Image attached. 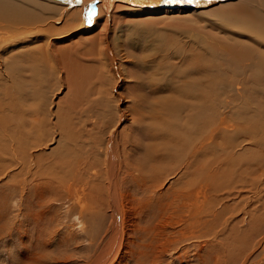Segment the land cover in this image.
<instances>
[{"label":"rangeland","instance_id":"374dc122","mask_svg":"<svg viewBox=\"0 0 264 264\" xmlns=\"http://www.w3.org/2000/svg\"><path fill=\"white\" fill-rule=\"evenodd\" d=\"M260 1L264 3V0H234L216 5L205 18L194 21L156 22L152 32H140L138 35L143 37H135L140 42L134 47L130 30L139 25L130 29L129 19H120L110 42L118 62V72L112 69L115 73L105 65L91 63L92 59L89 61L84 50L74 54L73 51L64 54L49 51L52 54L42 61L21 57L16 58L14 64H8L10 58L19 54L13 51L16 47H27L30 56L37 57L34 53L41 41L24 44L23 39L30 34L18 35L23 26L25 29L32 24L0 23V28L5 26L9 33L20 31L13 37L0 29L6 38L12 36L11 46H2L0 42V74H4L0 75V143L8 150L0 151V264H89L103 239L112 237L109 197L100 194L88 199L85 212L81 214L82 221H79L80 208L70 199L73 193L63 189V181L59 180L63 178V169L56 168L54 162H58L59 154L67 148L65 134L69 130H83L80 136L83 141L71 145L73 151L82 153L77 166L80 178H85V161L95 165L94 174L106 167L105 145L109 134L114 133L122 163H133L142 157L145 146L155 148L160 157L168 155L162 161V174L172 169L162 185V191H166L172 184L177 187L194 178L182 174L179 169L182 163L173 156L177 143L181 151L184 150L186 134L182 124L191 122L187 111L190 109H194L196 116L191 133L188 132L189 142L195 144L211 133L206 158L213 160L212 164L215 161V166L218 162L222 166L216 172L219 173L216 188L210 189L208 198L204 194L199 196L195 205L199 210L205 204V197L209 199V226L200 227L196 222L194 227H188L184 220L175 222L173 227H180L179 233L171 229L166 233L174 234L176 242L171 243L169 236L162 238L161 253L153 264H264V6ZM251 5H258L259 11ZM117 13L129 14L127 11ZM40 22H35L34 26ZM62 26L63 23L55 24L56 28ZM142 39L146 44L143 48ZM17 40L22 41L16 45ZM64 42L58 44V49L70 43ZM30 46L36 47L31 50ZM196 123L202 129H198ZM21 128L26 135L21 134ZM14 133H18L19 138L24 137L29 151L37 155L35 158L47 172L44 178L28 182L26 188L30 190L33 184L38 187L40 181L52 180L53 190L42 193L24 189L28 198L19 193L18 188H22L23 183L20 180L18 184L17 180L29 174L28 169L25 170L27 166L21 168L10 157L15 144ZM150 134L154 139L146 138ZM131 179L120 184L127 199H130L127 192L132 191L128 186L133 185ZM104 185L101 175L80 187L88 195L92 186L102 188ZM55 187L59 189L57 194ZM141 194L144 196V192ZM120 199L125 201L122 195ZM181 210L175 208L174 213L181 214ZM102 220L104 227H99L101 231L96 236L93 233ZM139 240L134 241L142 243ZM92 245L95 249L90 251L88 248ZM135 246L133 242L130 248L138 251ZM127 254V261L134 256V253ZM128 262L134 264L132 260Z\"/></svg>","mask_w":264,"mask_h":264},{"label":"bare ground","instance_id":"6f19581e","mask_svg":"<svg viewBox=\"0 0 264 264\" xmlns=\"http://www.w3.org/2000/svg\"><path fill=\"white\" fill-rule=\"evenodd\" d=\"M231 1H234V0H201V3H199V4L193 3V4H181V5H166V4L159 3L158 0H136V2L131 3V4L129 3V0H0V23L3 21H5V22L12 21L13 23H15V22L22 23V24L27 23L26 25L32 24L33 25L32 27H28L25 29L23 26V28H22L23 30H21V32L19 31L20 34H18V35H22L25 33L30 34V36H27L23 39L24 44L36 42L37 39H40L39 41H41L40 45L36 48L37 52L34 51L35 52L34 54H37L36 55L37 57H33V55L30 56L31 52L29 51L30 49L28 50L27 47H22V49L16 47L15 50H13V51H15L14 53H19V54L16 57L10 58L8 60V64H14L13 61H15L16 58H21V57L22 58H35V60L38 59L39 61H42L45 56H47L48 54H52V53L55 54L57 51H59L63 54L65 52L67 53V51H71V52L73 51V54H74L75 52L78 53V51L81 53V50H84V52L87 53L88 56L90 57L89 61H91V59H92L91 63L93 62L94 64H98V66L102 65V67H104V65H105V67H108L110 70L113 69L114 71L115 70L117 71V63L118 62L116 61L115 56L112 53V49L110 47V42L113 39V36L115 35L114 33L116 32V26H117V23H119L120 19L121 20L123 18H124V20L129 19L128 21H129V24L131 25L130 29L135 25H139L138 27L134 28L133 30H130V37L132 39L131 45L134 47V45L135 46L139 45L140 41H138L137 38L140 36H141V38L143 37V35H138V34L140 32L142 34H148L150 31L152 32L153 27H154L153 24H155L156 22L160 23L162 21L168 22V21H172V20L173 21H191V20L194 21L196 19H201L203 16L205 18V15L208 14L214 6L224 5L227 2H231ZM247 1L248 0H246V2ZM95 3H97V5ZM260 3H262V2L260 1ZM261 5L264 6V3H262ZM251 6H253L252 8H254V7L257 8L259 11L258 5L257 6L251 5ZM90 8L95 9L96 15L93 17L92 23L88 24L86 22V16H87V13H88ZM119 11H127L131 15H129L128 13H127L128 15H122V14L118 15L117 12H119ZM127 16H129V17L125 18ZM46 19H48V21ZM40 20H42V21L40 22ZM133 20H137V21H133ZM37 21L40 23L38 26L35 27L34 25H35V22H37ZM12 22H11V24H12ZM56 23H63V26L61 28H59V27L56 28L55 27ZM162 24H164V23H161V25ZM188 24H186V25H188ZM127 25L128 24H126V26ZM6 26H8V25H6ZM12 28L15 29L16 27L12 26ZM155 28H157V26H155ZM160 28H159V30H160ZM176 28H178V27H176ZM2 30H4L7 34H12L13 37L18 36L16 34L19 33V32L14 33L12 29H11L12 33H9V30L7 28L5 29V26H3ZM4 31H2V32H4ZM14 31H16V30H14ZM128 33H129V30H128ZM164 33H165V31H164ZM151 35H152V33H151ZM12 36L6 38V35L0 32V42H1L2 46H5V45L11 46L10 45V39L12 38ZM148 36H150V35H148ZM116 37H119V34L116 33ZM135 37H137V38H135ZM52 38H53V40H50ZM21 41L22 40H17L16 45L18 43H20ZM58 41H60V42L69 41L70 43L65 48L58 49V48H60V47H58V44L60 43V42L58 43ZM142 41H143V39H142ZM112 43H113V41H112ZM145 45L146 44L143 41V44L141 47L143 48V47H145ZM49 46H50V49H49ZM35 47L36 46H30L31 50ZM49 51L50 52L52 51V53H50ZM39 53H41V54H39ZM57 55L58 54H56V56ZM64 57H66V56H64ZM5 60H7V59L5 58ZM32 63H31V65H32ZM13 67H15V66H13ZM32 67H33V65H32ZM35 67H36V65H35ZM36 70H38V69L36 68ZM105 70H107V68ZM7 71H9V70H7ZM11 71H13V70H11ZM17 71H18V69H17ZM13 73H14V71H13ZM85 73H86V71H85ZM10 74H11V72H10ZM86 74H88V73H86ZM0 75L4 76L3 73H1ZM2 76H0V78H2ZM34 76H35V74H34ZM88 76L91 77L92 75L88 74ZM18 77H20V76H18ZM69 79H72V78L70 77ZM77 79H79V78H77ZM85 79H86V76H85ZM185 82H187V81H185ZM21 83H22V81H21ZM41 83H43L42 80H41ZM16 87H18V85ZM33 92H35V91H33ZM32 94H35V93H32ZM37 95H38V93H37ZM37 95H34V96H37ZM153 100L156 101V99H153ZM33 101H35V100H33ZM157 102H158V100H157ZM148 103H149V101H148ZM34 104L35 103H33V105ZM30 108H29V110H30ZM26 109H28V108H26ZM33 109L34 108H32L31 110H33ZM29 110H26V111L28 112ZM187 111L190 115L188 117V120L191 122L188 124L184 122L182 124V126L185 127V128H183V130L185 131L184 134H186V139L183 137L184 138V140H183L184 141V143H183L184 144L183 145L184 150L181 151V148H180L181 145L179 146L177 143V145L174 147L173 156L178 157L179 163H182L181 165H179V169L182 170V174H186L190 177L193 176L196 179L192 178V180H187V181L184 180L185 182H183L182 184L179 183L180 185L177 187L172 186L173 185L172 184V185H170V187L166 191H162V185H163L165 179H167L166 177L169 176V174H172V169L166 170L167 172L165 174H162V170L164 167L162 161H164L168 157V155H166L165 157H160L159 152L156 151L155 148L145 146V147H143L145 152H144L142 157L136 159V161H134L133 163L127 164L128 161L127 162L123 161V163H122V160L120 159V157L118 156L117 151H116L114 133H110L109 137L107 138L106 145H105L106 167L104 169H102L101 171H99L98 174L97 173L94 174L93 173V171H94L93 165L94 164H89L88 162L85 161V163H84V165L86 166L85 173H84L85 178H80V175H79L80 171H79V167H77V166L79 165L78 159L81 157L82 153L81 154L78 153L77 150L73 151L74 148L71 145L75 146V145H78V143H80V141H83L82 140L83 138L80 137L81 134H83L82 133L83 130H80V129L76 130V131H74L75 129L69 130L65 134L66 135L67 148L65 147L63 149L62 153L59 154L60 155L59 158L56 159V160H58V162L57 163L54 162V165L58 169H63V178H61L59 180H60V182L63 181V184H64L63 189H65L66 191H71L73 193V197L70 199L73 201L72 203L76 202V204L80 208V211H79V218L80 219H79V221L80 220L82 221L83 217L81 216V214H84V212H85L86 202L88 199H90V198L94 199V198H96L97 195H100V194L107 195L110 199L109 207H110V211H111V218L113 219V222H111L112 223L111 228L113 227V231H111V228H109V230H110L109 232H110V235L112 232V237L109 239L107 238L106 240L103 239L104 241H102L100 246L97 247L98 249H95V247H93L94 245H92L90 248H88L90 251H91V249H95L94 256L92 257L91 262L89 264H127V263H129L128 261H131V260L134 264H147V262H149L148 264H153L156 260V257L158 256V254L161 253L160 250H162V248H161L162 238L169 236L172 239L171 243L176 242V240H175L176 237L174 234L166 233L167 229H171V231L174 233H176V231H178L180 229V227H173L175 222L180 221V220H184V221H186L188 227H194L196 225V222L199 223L200 227H208L209 226V220L207 219L209 217V211H208L209 206L207 205V202H209L208 201L209 199L207 200L205 197V204L199 210H197L195 205H196V202H197V199L199 198V196H202L203 194L207 196V193H210V191H211L210 189H214L213 187H215V185L217 183L216 181L218 179L216 177L219 174V173L216 174V172L222 166L220 165L219 162L216 163L217 166H215V163H214L215 161L212 164L211 162L213 160L210 162V160H208L206 158L207 153H208V148H209L208 143L210 140V136H212L211 133L209 135H207L205 138L198 140V142L195 144L192 143L191 141L189 142L188 132H190L189 130L191 129V126L193 125L192 122L194 121L196 114H195L194 109H193V111L191 109H190V111L189 110H187ZM156 116H159V115H156ZM203 116H204V114H203ZM27 117H29V116H27ZM30 119H31V117H30ZM32 119H34V118L32 117ZM43 120L45 121V119H43ZM70 120H71V118H70ZM197 120H199V119H197ZM223 120L225 121L224 118H223ZM24 122L25 121H23V123ZM57 123H58V121H57ZM73 123H75V121ZM42 125H44V124H42ZM82 125H83V123H82ZM150 125H152V124H150ZM196 125H197V123H196ZM20 126H22V125H20ZM72 126H74V125H72ZM2 127H3V125H2ZM202 127L204 129L206 126L204 127V125H203ZM199 128L200 127L198 126V129ZM209 128H207V129H209ZM200 129H202V128H200ZM21 130H23V128H21ZM155 130H156V128H155ZM26 131L31 132L30 130L29 131L26 130ZM158 131H160V130H158ZM24 132H25L24 130H23V132L21 131V134ZM202 132H204V131L202 130ZM176 133H177V131H176ZM193 134H195V133H193ZM25 135H26V132H25ZM171 136H173V135H171ZM14 137H15V141H14L15 144H14V147L12 148V150L9 152L10 157L14 161H17V163H19V165H21V168L27 166V168H25V170L28 169L26 172H28V174H29L27 178L22 177V178L17 180V182H19L18 184H20V180L23 183L22 188H20V189L18 188V191L20 194H22L24 196L27 194L26 193L27 191H24V189H28V188H26L27 186H29L28 184L33 183L37 179L44 178L45 176H47V172H45V170L42 169L43 164L41 163V161H39L38 158H35L37 155L35 156L33 154V151L32 152L29 151L28 146L26 145V143L23 140L24 137L19 138L18 133L15 134ZM154 137L155 136L153 134H150L146 138L147 139H154ZM189 137H191V136H189ZM193 137H195V136L193 135ZM201 137H202V134H201ZM25 138H27V137H25ZM31 138H33V137H31ZM172 139L174 141H176L175 138H172ZM200 141H201V144H199ZM72 142H74V144H72ZM150 143H152V142H150ZM10 144H11V142H10ZM38 144L40 145V143H38ZM2 146H5V145L0 143V151L1 150L3 151V149L6 150L5 147H2ZM6 146H7V144H6ZM84 146H86V145H84ZM68 149L72 150V151H69ZM6 151H8V150H6ZM178 152H179V154H178ZM0 156H1V154H0ZM7 156H9V155H7ZM34 159H36L37 161ZM216 160L219 161V159H216ZM32 165H34L33 167L35 168V170H33ZM73 165H76V167ZM90 171H92V174L90 173ZM99 173H101L102 180L105 182V185L102 188H100L98 186H92L91 189H89V194L85 195L82 192L80 185L84 182L88 183L93 178L100 177L101 175ZM56 175H57V173H56ZM121 176H124V177H121ZM131 177H132L131 180H132L133 185L130 184L128 186L130 188H132V191L127 192L128 196L130 197V199H127L126 194L122 193V190L120 188V184H121V181H123V180L125 182H127V180ZM120 178H122V179H120ZM28 182H30V183H28ZM54 185L55 184L53 183L52 180L40 181L38 187H36V185L33 184V188L31 189V186H30V190L28 189V191H30V192L31 191H34V192L37 191L38 192V190H39L42 193H47V191H49L50 189L53 190ZM77 186H79V187H77ZM42 187H44L46 189V191H45V189H41ZM57 190L59 192V189L55 187L54 192L56 193ZM142 192H144V196L141 194ZM121 195L123 196V200H125V201H122L121 200L122 198L120 199ZM136 195L137 196L141 195V197H135ZM25 197H27V195ZM207 198H208V196H207ZM129 201H132V202L129 203ZM74 206H75V203H74ZM78 206H77V210H78ZM47 208L45 210H47ZM175 208L182 209L180 211L181 214H175L174 213ZM186 212H187V214H189L187 217H185L186 215H184V214H186ZM43 213H45V211ZM165 214H167V216ZM36 219H38V218H36ZM143 222H145V223H143ZM99 227H104V221L103 220L101 221L100 225L98 224V227H97L98 229L95 230V233H93L96 236L98 234H100L101 228H99ZM184 230H186V229H184ZM179 231H178V233H179ZM85 232H87V231H85ZM105 233H104V235H105ZM100 238H102V237L100 236ZM135 238L140 239L142 241V243L141 242H139V243L135 242L134 241ZM168 241H170V240L168 239ZM133 242L136 245L135 247L138 249V251L133 250L132 247L130 248L131 243L133 244ZM86 245H87V243H86ZM127 249H128V251H127ZM121 250H124V251H121ZM126 251L129 253H134L133 254L134 256H132V258L128 261L126 259L129 258V254H127ZM149 258H151L152 260H150Z\"/></svg>","mask_w":264,"mask_h":264},{"label":"snow or ice","instance_id":"6c2138e0","mask_svg":"<svg viewBox=\"0 0 264 264\" xmlns=\"http://www.w3.org/2000/svg\"><path fill=\"white\" fill-rule=\"evenodd\" d=\"M136 0H129V3H134ZM159 3L166 4V5H181V4H199L201 3V0H158ZM96 15L95 9L90 8L87 16H86V22L88 24L92 23L93 17Z\"/></svg>","mask_w":264,"mask_h":264}]
</instances>
